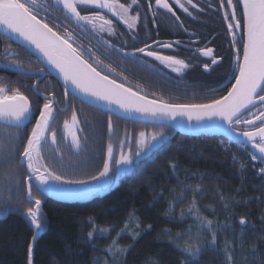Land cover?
I'll return each mask as SVG.
<instances>
[{
	"label": "trees",
	"instance_id": "16d2710c",
	"mask_svg": "<svg viewBox=\"0 0 264 264\" xmlns=\"http://www.w3.org/2000/svg\"><path fill=\"white\" fill-rule=\"evenodd\" d=\"M226 92L207 100L165 101L205 104ZM70 98L83 109L87 121L80 139L75 138L81 141L80 151L76 145L69 148L68 158L76 159L67 162L74 173L82 164L92 168L87 177L75 174L76 180L99 174L109 143L113 153L123 144L133 157L140 132L146 139L163 133V144L134 165L130 174L88 201L58 202L34 188L33 196L42 205L39 232L26 213L33 206L27 200L26 171L11 164L0 177V264H28L29 247L32 264H189L193 258L182 251L185 242L201 249L196 264H264V161L249 147L225 138L184 136L166 127L125 121ZM93 227L97 231L89 240ZM100 228L109 231L100 233ZM113 240L116 247L127 249L124 255L107 251Z\"/></svg>",
	"mask_w": 264,
	"mask_h": 264
},
{
	"label": "flooded vegetation",
	"instance_id": "af4514ba",
	"mask_svg": "<svg viewBox=\"0 0 264 264\" xmlns=\"http://www.w3.org/2000/svg\"><path fill=\"white\" fill-rule=\"evenodd\" d=\"M119 2L126 6L130 4V0H119ZM168 2L172 5L175 15L157 6L155 0H137V3L131 6L129 16L139 13V20L131 30L118 15L107 8H99L91 4L79 5L78 10L81 15L94 19V25L84 21L77 22L67 10L58 6L55 0H37L39 10L36 15L42 22L53 27L58 34L63 36L66 30L71 36L70 42L73 47L82 52V58L96 67L101 75H108L109 79H115L117 83H122L142 96L158 101L164 100L163 102L189 101L207 100L220 92H228L238 70L237 50H240L242 63V44L245 42L244 18L240 3L233 0L236 19L241 21V27L229 30L228 24L235 22L231 16L225 19V12L232 11V6L227 4V0H192V4H188L187 0H181L188 12L176 4L175 0ZM193 4L196 7H193ZM104 21L111 23L105 24ZM109 29L113 30L111 34ZM6 39L0 34V87L6 88L10 95L18 89L26 96L33 116L19 129L0 123V177L6 175L9 167L14 163L24 167L26 171V194L29 184L32 185V191L34 188L37 189L35 178L28 180L31 171L27 168V164L20 163L23 157L18 154V149L22 148L19 141H23L24 134L29 135L35 127V122L39 119L38 113L43 110L44 103L51 102L54 121H49V125L56 133V141L53 144L51 133H46V142H42L41 145L42 158L39 160V164L45 166L41 168V172L52 171L64 180L77 181L69 175L73 172V168L68 165L67 151L76 145L74 138L80 139L87 121L86 114H83V109L70 98L71 94L68 91L65 94V88L41 62L17 43L13 41L10 43L8 41L11 40ZM166 44L171 47H164ZM6 47L18 53V57L10 56L5 59ZM137 48L155 51L160 56H172L188 66L181 67L174 64L170 67L167 62L138 52ZM20 49L27 51L31 57L28 58ZM209 49L211 53L205 55ZM213 58L215 63L212 62ZM33 59L42 68L37 67ZM173 68H178L179 71H173ZM52 80L59 86L53 84ZM229 80L230 82L225 85ZM260 113H264V102L261 101L241 118L242 121L254 119V124L241 122L235 124L234 128L241 132L253 130L264 121V115L256 119ZM16 136L19 137V141L14 139ZM78 142L80 145L81 141ZM50 186L57 190H68L79 187L80 184L50 181L46 188L40 186L44 190L39 192L52 199L45 193ZM104 189L106 188L103 187L102 190L95 192L99 193ZM1 195L0 189V197Z\"/></svg>",
	"mask_w": 264,
	"mask_h": 264
},
{
	"label": "snow or ice",
	"instance_id": "6c2138e0",
	"mask_svg": "<svg viewBox=\"0 0 264 264\" xmlns=\"http://www.w3.org/2000/svg\"><path fill=\"white\" fill-rule=\"evenodd\" d=\"M55 3L67 10L77 22L84 21L89 24H95L94 19L81 15V12L78 10L79 5L86 4L99 8H107L113 14L118 15L130 30L136 26L139 20V13L129 16L131 6L135 5L137 0H130L128 6L120 3L119 0H55ZM155 3L157 6L175 15L173 7L169 4L168 0H155ZM175 3L183 8L185 12H188V9L181 3V0H175ZM187 3L192 4V0H187ZM237 3H242V13L247 29L246 41L242 44V63L240 50H237L236 53L239 75L227 95L206 104H157L156 101L146 100L144 96L139 95L131 88L125 87L122 83H117L115 79H109L108 75H101L96 67L82 58L83 53L73 47V44L70 42L71 36L66 30L62 36L54 31L53 27H50L48 23L42 22L41 19L37 18L36 12L39 10L37 0H23V2L22 0H0V27L4 29L5 34H15L28 45L34 46L46 58L47 62L62 74L65 81V94L68 91L67 86L71 84L83 93L84 96L94 97L97 101L118 105L125 112H138L145 116L157 118L168 117L172 120L180 116L187 117L189 121L193 119L201 121L218 117L234 130V124L241 122L250 125L254 124V119H244L242 121L240 113L248 109L250 105L254 106L257 100L264 102V0H237ZM227 4L232 6V11L231 13L225 12V19L227 20L231 16L235 22L229 23L228 29L240 28L241 21L236 19L233 0H227ZM192 6L196 7L194 4ZM104 23L110 24L111 21H104ZM101 27L103 28V25ZM112 31V29H109L110 34ZM233 36H235V33H233ZM146 47L150 46L146 45ZM164 47H171V45L166 44ZM137 51L144 53L146 56H153L162 62H167L170 67L174 64L181 67L188 66L182 60L175 59L172 56H160L155 51H145V48H137ZM210 53L211 49L205 55ZM18 55V53L12 52L7 47L5 48V59H8L10 56L18 57ZM212 62H216L215 58H213ZM41 71L43 70L41 69ZM173 71H179V69L173 68ZM37 94H39L38 89ZM45 99L47 100L46 97ZM52 112L51 102H45L43 110H40L38 113L39 119L35 122V127L31 130V133L23 141H19L18 136L14 137L16 141L22 144V148L18 149V154L23 157L20 163L27 164V168L31 171L28 180L31 181L35 178L38 191H43L44 189L40 186L46 187L50 181L77 184L86 183L84 180H64L60 175H56L52 171L41 172V168L45 166L40 165L39 160L42 158L41 145L42 142H46V133H51L53 144L56 141V133L51 130L49 125V121H54ZM260 115H264V113H260L256 119H259ZM32 116L31 105L26 96L18 89L10 95L6 88L0 87V122L19 129L25 126ZM73 120H76L75 114L73 115ZM65 127H67V124H65ZM108 129L109 131L112 130L110 118ZM240 135L246 137L253 147L257 148L261 154H264V121L253 130L242 131ZM139 137L135 159L131 149L125 153L123 144L120 145L118 158L114 159L113 146L109 143L107 147V160L103 164V169L99 172V176H93V179L99 180L100 177L108 178L113 168L116 170L113 174V179L125 172L131 171L136 159H139L142 154L147 155V152L151 151L156 144L162 142L163 133H153L146 139V134L140 132ZM74 143L79 148V142L75 138ZM252 159L255 160L256 156L253 155ZM261 172H264V168L261 169ZM27 197L28 203L34 204V206L26 209L27 216L30 218L31 224L39 232L42 230L41 200L33 196L31 184L27 186ZM89 221L94 224L91 217ZM206 223L211 227V221H207ZM243 223L244 221L241 220V224ZM137 227H139L138 224ZM125 228H127V224H125ZM96 231L97 229L93 227L88 232L89 240H92L93 233ZM107 231H109L108 228L99 229L100 233ZM32 239L35 241L36 236L34 235ZM212 243L215 244V234L212 235ZM115 245L116 240H113L112 245L109 246L107 251L113 255L120 253L121 256L126 253L127 249H122ZM176 246L180 247L179 244ZM182 251L193 258L189 264H196L201 252L198 245H190L188 242H185ZM229 259H231L230 256ZM28 264H32L31 247H29Z\"/></svg>",
	"mask_w": 264,
	"mask_h": 264
},
{
	"label": "water",
	"instance_id": "95a60500",
	"mask_svg": "<svg viewBox=\"0 0 264 264\" xmlns=\"http://www.w3.org/2000/svg\"><path fill=\"white\" fill-rule=\"evenodd\" d=\"M240 5L242 8V3H240ZM244 32H245L244 37H245V41H246L247 29H246L245 20H244ZM0 34L2 36L12 40L14 43H17L22 48L26 49L29 53H31L39 62H41L44 65V67L53 75V77L65 88V81L63 79L62 74L57 69H55L52 65H50L47 62L46 58L39 51H37L34 48V46L28 45L25 41L20 39L15 34H12V33L5 34L4 29L2 27H0ZM238 75H239V72L237 70V72L235 73V75L233 77V79H234L233 85L235 84V79L238 77ZM229 82H230V80L227 81L225 83V85L228 84ZM67 88H68V92L71 95H73L76 99H78L82 103L86 104L87 106L92 107L94 109L104 111V112H106L112 116H115L119 119H123L125 121H129V122H133V123H138L141 125L151 126V127H166V128L172 129V130H174V131H176V132H178L184 136H196V137L206 136V137L225 138V139L231 140L233 142L248 146L249 149L257 157H259L261 160L264 161V154H261L257 148L253 147L252 144L248 141V139L246 137L241 136L240 135L241 131H238L235 128L233 130V128H230L229 125L225 121H221L218 117H212L211 119H204L201 121H196L195 119L189 121L187 117H180V116H178L175 120H172L168 117L157 118V117H152V116H145V115L138 113V112H125L118 105L109 104V103L104 102V101H97V100H95L94 97L84 96L83 93H81L78 89H76L71 84H69L67 86ZM231 88H230V90H231ZM227 93L225 95H227ZM145 98H146V100L156 101L157 104L165 103V104H170V105H176V104H172V103H168V102L154 100V99H151L148 97H145ZM258 104H259V100L256 101L255 105H258ZM254 106L250 105L248 109L243 110L240 113V118H242ZM0 123L3 124L2 122H0ZM7 126L15 127L12 125H7ZM109 133L111 134V131H109ZM257 139H259V137H257ZM162 144H163V140L161 143L156 144V146L151 151L147 152V155L142 154L139 159L135 160V166L138 165L142 160L150 157L153 152H155L156 150H158L162 146ZM130 172L131 171H128V172H126V174H130ZM103 191H105V190H103ZM102 192H99L97 194H100ZM45 193H47V195H49L52 199H54L58 202L62 201V202H69V203L85 202V201L92 199L95 196L93 194L91 196L86 197L88 195V193H82L83 197H85V198H82L80 196L78 197V196L71 194L67 190H63V189L57 190V189L53 188L52 186H50V188L46 189Z\"/></svg>",
	"mask_w": 264,
	"mask_h": 264
},
{
	"label": "rangeland",
	"instance_id": "374dc122",
	"mask_svg": "<svg viewBox=\"0 0 264 264\" xmlns=\"http://www.w3.org/2000/svg\"><path fill=\"white\" fill-rule=\"evenodd\" d=\"M77 138L79 139V137H77ZM79 151H80V147H79ZM124 151H125V153L128 152L127 150H124ZM118 155H119V151L117 153L114 152L113 153L114 159L118 158ZM69 158L70 159H76V158H73V157H69ZM69 158H68V160H69ZM134 159H135V157H134ZM102 169H103V167H102ZM102 169L100 171H102ZM75 170H77V172H75V173L71 172V173H69V175L75 176V174H77V175H80V176L84 175V177L85 176L87 177L88 176L87 174H92V172L91 173L89 172L90 170H92L91 166L90 165H86V164H82L80 167L75 168L74 171ZM115 171H116L115 168H113L112 171L109 173V177L108 178L100 177L99 180H94L93 177H90V178H88V180H86V183L80 184L79 187H74L72 189L70 188L67 191L70 192L71 194L75 195V196H78V197L80 196L82 198H85V197H83L82 193H88V195L86 196V197H88V196H91V195L97 193L95 191L102 190L103 187H106L107 189H109L123 175L126 174V172H125V173L121 174L119 177L113 179L112 177H113V174L115 173ZM96 176H99V174L97 173Z\"/></svg>",
	"mask_w": 264,
	"mask_h": 264
},
{
	"label": "bare ground",
	"instance_id": "6f19581e",
	"mask_svg": "<svg viewBox=\"0 0 264 264\" xmlns=\"http://www.w3.org/2000/svg\"><path fill=\"white\" fill-rule=\"evenodd\" d=\"M170 103V102H169ZM101 126V125H100ZM123 136V135H122ZM262 175V174H261ZM106 188V187H105ZM107 189V188H106ZM106 189H104L105 191H106ZM105 191H104V193H105ZM119 247V246H118Z\"/></svg>",
	"mask_w": 264,
	"mask_h": 264
},
{
	"label": "crops",
	"instance_id": "0c3cea01",
	"mask_svg": "<svg viewBox=\"0 0 264 264\" xmlns=\"http://www.w3.org/2000/svg\"><path fill=\"white\" fill-rule=\"evenodd\" d=\"M12 41V40H11Z\"/></svg>",
	"mask_w": 264,
	"mask_h": 264
}]
</instances>
